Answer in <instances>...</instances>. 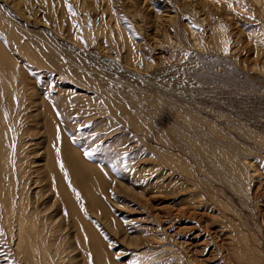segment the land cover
I'll return each instance as SVG.
<instances>
[{
    "label": "rangeland",
    "instance_id": "374dc122",
    "mask_svg": "<svg viewBox=\"0 0 264 264\" xmlns=\"http://www.w3.org/2000/svg\"><path fill=\"white\" fill-rule=\"evenodd\" d=\"M0 264H264V0H0Z\"/></svg>",
    "mask_w": 264,
    "mask_h": 264
},
{
    "label": "bare ground",
    "instance_id": "6f19581e",
    "mask_svg": "<svg viewBox=\"0 0 264 264\" xmlns=\"http://www.w3.org/2000/svg\"><path fill=\"white\" fill-rule=\"evenodd\" d=\"M32 224H33V225H35V222H34V221H32Z\"/></svg>",
    "mask_w": 264,
    "mask_h": 264
}]
</instances>
